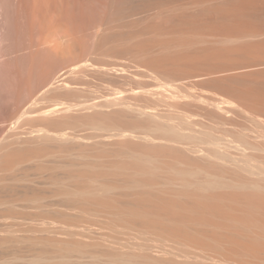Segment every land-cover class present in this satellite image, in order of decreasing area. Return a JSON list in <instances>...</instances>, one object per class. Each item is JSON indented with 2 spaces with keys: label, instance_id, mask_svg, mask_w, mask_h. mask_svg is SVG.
I'll return each instance as SVG.
<instances>
[{
  "label": "bare ground",
  "instance_id": "obj_1",
  "mask_svg": "<svg viewBox=\"0 0 264 264\" xmlns=\"http://www.w3.org/2000/svg\"><path fill=\"white\" fill-rule=\"evenodd\" d=\"M262 33L264 0H0V104H14L13 108L18 109L20 103L47 98L52 104L36 108L40 112L33 109L39 117L64 116L79 110L68 101L87 83L82 80L81 86L80 80L101 78L105 83L89 89L92 104H88L96 106L91 115H113L125 91L113 82L129 76L131 65L123 59L129 58L144 67L142 74L153 76L152 81L148 78L139 83L146 98H162L170 93L176 97V91L171 90L175 87L167 86L171 77L219 73L211 78L220 82L217 86L225 92L226 103H216L219 109L227 112L235 106L264 118V37L238 42V38ZM203 36L212 40L203 41ZM113 104L110 112L100 109ZM64 134L59 138L65 140ZM120 134L113 140L131 145V135L122 133V139ZM141 140L156 147L150 136H141L140 144ZM0 152L2 167V148ZM143 152L101 161V166L97 162L102 172H124L121 175L126 174L125 178L120 174L113 179L108 174L111 179L103 178L99 171L95 174L91 167L96 162L89 164L90 168L78 167L81 174L78 169L74 171L85 182L78 176L84 183H75L71 189L82 197L70 199L82 208H115L121 222L158 228L189 246L214 249L226 263L264 264V182L241 179L237 172V177L222 176L216 170L210 172L212 169L203 173ZM10 155L17 161V155ZM168 172L180 177L175 192H170ZM158 180L166 184L165 188L169 186V192L154 190ZM97 184L103 188H97ZM119 186L121 190H127L124 186L133 188L126 191L131 195L120 197ZM109 191L113 198L106 195Z\"/></svg>",
  "mask_w": 264,
  "mask_h": 264
},
{
  "label": "rangeland",
  "instance_id": "obj_2",
  "mask_svg": "<svg viewBox=\"0 0 264 264\" xmlns=\"http://www.w3.org/2000/svg\"><path fill=\"white\" fill-rule=\"evenodd\" d=\"M260 37L263 38L264 33L238 38V42ZM202 39L212 40L206 36ZM197 43L204 44L202 41ZM123 59L131 65L130 77H118L113 83L125 90H122L124 102L119 101L117 106L113 104L110 107H97L101 110L110 109L109 112L114 109L115 114L111 113L113 115H91L96 106L90 107L88 104L92 97L88 96L92 94L89 89H93L95 84L105 83L101 78L80 80L81 86L87 83L82 86L83 90H79L68 101L76 104L75 108L79 110L64 116L39 117L40 110L36 108L48 105L49 102L52 104L47 98L20 103L18 109H14V104H0V147L4 158V161L1 159L0 167V264H231L218 257L220 254L217 256L218 252L214 249L203 250L189 246L164 235L158 228H144L121 222L116 217L117 209L113 211L115 208H82V205L73 201L78 194L71 186L85 182L84 178L77 175V171L81 174L80 170L90 168L89 164H94L92 162H96L94 165L99 162L98 165L101 166V161H113L112 159L124 158L139 151L138 154L143 151V154L148 153L146 155L155 154L159 160L160 157L161 160L166 158V162L188 169L197 168L203 173L212 169L210 172L216 170L215 173L223 174L222 176L237 177V172L239 178L248 177L247 179L254 178L264 182V118L253 116L235 106L227 112L220 110L216 103H226L225 92L217 86L220 82L211 79L219 76V73L169 77L173 80H169L171 83L167 86L170 89L175 87L171 90L176 91V97L170 96L171 93L168 92L170 97L165 94L162 98L157 96L156 99H147L143 96L144 88L139 87V83L141 80L144 83L148 78L152 81L153 76H145V72L142 74L144 67L139 66V63L129 58ZM82 80H85L83 84ZM135 82L138 83L136 87ZM139 110H147L149 114L143 115ZM39 128H42L41 132H37ZM61 133L66 134L64 136L67 140L59 138ZM114 133L117 136H113ZM119 133L131 135L134 140L129 143L139 144L138 148L132 143L129 146L128 143H116ZM121 134L120 137L124 139ZM55 135L59 136L55 138ZM141 136L152 137L156 142V150L149 142L141 140L143 142L140 144ZM57 138L60 139L59 142ZM167 139L172 143L169 141L167 145ZM168 146L170 149H166ZM8 155H17V161L16 158L10 159ZM6 158L9 159L8 163L5 162ZM11 160L18 163L13 164L12 161L10 164ZM98 165L97 168H91L95 170V174L99 171L98 174H102L99 176L103 178L113 179L120 174L116 171L112 173L111 170L112 175L108 170L107 173L102 172L103 168H98ZM76 169L78 170L74 171ZM173 172H168L169 177L173 176ZM126 176L121 175L122 178ZM173 177L171 180L167 179L169 183L166 179V182L163 180L164 183L171 184V187L165 188L166 184L162 185V180H158V184L153 185L156 188L154 190L165 189L169 192L170 188V192H175L173 188L180 182V177L177 174ZM100 186L96 185L97 188ZM124 188L128 190L131 187ZM121 189L120 186L118 190L115 189L117 194L120 190V197H124V194L127 197L131 195V191L128 193ZM112 191L106 194L110 198L114 197L110 194ZM118 195L115 197H119ZM123 210H120L121 213Z\"/></svg>",
  "mask_w": 264,
  "mask_h": 264
}]
</instances>
